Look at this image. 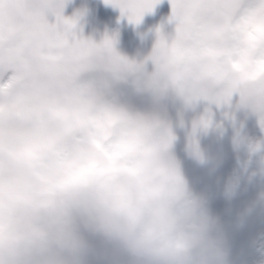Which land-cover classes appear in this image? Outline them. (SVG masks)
Segmentation results:
<instances>
[{"label":"snow or ice","instance_id":"snow-or-ice-1","mask_svg":"<svg viewBox=\"0 0 264 264\" xmlns=\"http://www.w3.org/2000/svg\"><path fill=\"white\" fill-rule=\"evenodd\" d=\"M159 2L106 0L137 24ZM170 5L175 31L170 39L158 35L148 72L111 39L97 44L78 36L76 18L63 15L65 0H0V264L21 213L41 209L34 227L70 185L91 180L133 213V192L147 198L179 182L173 165L161 163L174 140L171 128L107 100L111 82L138 74L137 91L157 100L169 92L188 103L238 98L264 127V0ZM89 72L95 77L82 81Z\"/></svg>","mask_w":264,"mask_h":264},{"label":"rangeland","instance_id":"rangeland-1","mask_svg":"<svg viewBox=\"0 0 264 264\" xmlns=\"http://www.w3.org/2000/svg\"><path fill=\"white\" fill-rule=\"evenodd\" d=\"M163 2L165 4V0ZM159 3L152 11L145 12L138 24L130 22L119 7L106 3V0H65L63 15L66 18H76V32L81 30V33L77 32L78 36L93 41L94 35L100 36L104 31L106 35L113 28H123L125 29L123 36L127 44L129 41L136 42V39L148 35L156 27ZM49 21L55 22L54 15H49ZM83 28H86V32L82 35ZM174 31L175 25L171 22L167 30L160 35L170 39ZM157 40L158 35L155 34L150 42L143 44L139 42L141 48L136 50V55L132 54L136 52L132 49L134 44L127 45L123 49L124 43L120 41V44H114V48L129 61L145 62V69L151 72L154 66L147 58L152 54ZM124 51H129L131 55ZM94 77L95 73L89 72L83 74L81 80L87 82ZM141 78L138 74L132 75L123 80L125 83L115 84L106 99L114 101L117 105H126L133 112L158 117L171 128L174 140L167 155L171 151L176 152L175 147H178L179 156L185 159L182 168L187 171V177L193 179V184L188 182L184 184L185 195L180 206L191 201H199L197 217L200 218L207 217L214 203L222 202L227 217L222 219L224 224L218 225L220 233L227 225L228 237L238 236L239 240H243V242L239 240L233 242L231 250L233 260L229 258L228 263L249 264V259L257 258L259 249L263 247H257L256 253L254 241L259 242L264 239V127L259 123V115L250 107L241 105L238 98H235L232 112L226 122L218 129H207L201 120H208L207 125L211 124L218 115L221 104L216 105L205 100L188 103L184 98L174 94L172 107L166 109L165 105L169 101L170 93L157 100L149 91H137V81ZM172 162V158L168 156L164 158L161 154L162 164L167 165ZM252 191L259 196L260 200L257 201V210L252 216L256 224L253 226L251 222L250 227L254 236L246 240L248 235L232 223H235L238 209L242 207L240 198L243 196L247 198ZM241 192L248 194L240 197L238 195ZM229 196L233 197L228 198ZM26 212L25 209L15 222L19 230L14 239L25 233L22 226L27 228L23 220ZM251 240L252 243L249 246ZM220 242L219 232L210 229L206 241L192 252L187 264H208L210 249L218 248L217 245ZM239 244L242 245L240 249H238ZM220 247L223 250L222 243ZM113 250L115 251L113 254L111 252V264H137L136 258L117 242ZM224 255L226 258L227 255ZM262 258L264 259V256ZM219 260L221 264H225L222 259L219 258ZM32 264H39V257H33Z\"/></svg>","mask_w":264,"mask_h":264},{"label":"clouds","instance_id":"clouds-1","mask_svg":"<svg viewBox=\"0 0 264 264\" xmlns=\"http://www.w3.org/2000/svg\"><path fill=\"white\" fill-rule=\"evenodd\" d=\"M126 78L122 76L121 80ZM101 95L103 89L97 90L92 100ZM153 119L154 123L161 122L158 117ZM184 195L182 178L147 198L133 192L131 202L136 210L130 213L94 187L91 180L70 185L45 206L50 210L39 224L33 227L32 222L40 208H30L25 213L28 232L4 249L5 264H32L37 254L39 264H60L58 252L52 249L59 246L71 251L79 245L71 230L75 216L82 217L91 231L117 242L136 258L137 264H187L192 252L206 241L213 221L197 217L199 201L180 206Z\"/></svg>","mask_w":264,"mask_h":264},{"label":"flooded vegetation","instance_id":"flooded-vegetation-1","mask_svg":"<svg viewBox=\"0 0 264 264\" xmlns=\"http://www.w3.org/2000/svg\"><path fill=\"white\" fill-rule=\"evenodd\" d=\"M159 4L160 5L158 6V9H157L158 10L157 11L158 18H157V22H156V27L154 29H152V31H150V33L148 35L136 39V42L129 41L126 44V39L123 36L125 29H123V28H117V29L113 28V30L110 31V33H106V35H105V31L100 36L95 37V35H94V38H92L93 41L95 43L99 44L105 38H110L113 41V45H114L116 42V38H114L113 32H118L119 40L123 41V43H124L122 45V47H124L123 49H125V47L127 45L134 44V46H132V49L134 51L139 50L141 48L139 42L141 44L146 43V42H150L152 37L155 34L160 35L164 31H166L169 24L171 23L169 21V17L171 15V13L169 12V7L171 6L170 0H165L166 5L164 4L163 0H161V2ZM133 27H135V26H133ZM158 29H159V34L157 32ZM79 31L81 33V30H78L77 32L79 33ZM85 32H86V28H83L82 35ZM92 32H93V30H92ZM126 33L128 34L129 32L126 31ZM124 52L131 55V53L129 51H124ZM132 54L136 55L137 51L132 53ZM118 83L123 84L125 82L124 81L116 82V84H118ZM114 85L115 84H113L112 86H114ZM171 107H172V105H171ZM224 123H222V125ZM204 127L207 129H214L213 125H210V124H208L207 126L204 125ZM216 129H218V128H216ZM175 149H176V152L171 151L168 153V155H167V153H162L163 157L167 158V156H168V157L172 158V160H173L172 165L176 169V171L178 172V175L186 177L184 184L186 182H188L189 184H193V179L188 178L187 177V171L184 168H182V165H184L185 159L183 157L179 156L180 153L178 152L179 151L178 147H175ZM168 150L169 149H167V152H168ZM243 183L245 184V182H243ZM251 188H252V186H251ZM251 188H249V189H251ZM256 189H258V188H256ZM245 194H248V193L241 192L238 196L241 197ZM249 194H250V196H248L247 198H245L244 196L240 198V200H241L240 204L242 207L238 209L239 213H238L237 217L235 218L236 219L235 223H232L234 226H237L236 228H240L242 230V232H244L248 235L246 240L249 239L250 237L254 236V234H252V229L250 230V227L252 225L251 222L253 223V226L256 224V221H255V219H253L252 216L256 213L257 201L260 200L259 196L256 195V193L254 191H252V193H249ZM232 197L233 196H229L228 198H232ZM29 209H26V210L28 211ZM226 217H227V213H225V206L220 201L217 203H214L212 209L209 210V212L207 214V218H210L213 221V224H212L210 229L213 231L217 230V232H219V238H221V242L217 245L218 248H215V250L210 249L211 253L208 254V256H209L208 264H221L219 258L222 259L225 264H230V263H228L229 258L233 260V257L231 256L232 244H233V242L239 240L238 239L239 237L238 236L228 237V233H227V229H226L227 225L223 229L222 233H220V230L218 228L221 224H224V223H222V219H225ZM20 219L22 220V217H20ZM16 221H18V219ZM22 228H23V231L25 232L24 234H26L28 232V226L26 229L23 226H22ZM71 230H72V234L79 240V245L71 251L68 248L61 249V248H59V246H55L52 249V252H58L57 259L59 260L60 264H90V263L91 264H111V252L113 254V252L115 251V250H113L115 247L114 241H109L108 239L103 237L101 234L91 231L88 227H86L85 220L80 216H75L73 218L72 224H71ZM21 235H23V234H21ZM241 238H242V236H241ZM262 240H259V242L254 241V247L256 248V250H255L256 253L258 251L257 247L260 248L261 246H263L262 248H264V242ZM239 242H243V240L240 239ZM221 243L223 244V250H221V247H220ZM251 243H252V240L249 242V246L251 245ZM241 246L242 245L239 244L238 249H240ZM236 251H237V247L235 249V252ZM261 253H264V251L259 249V254H257V258L249 259V261H248V262H250L249 264H254V263L258 264V262H259L258 256L260 257ZM224 254L227 255L226 258L224 257L225 256ZM33 257H39V254L34 255Z\"/></svg>","mask_w":264,"mask_h":264},{"label":"water","instance_id":"water-1","mask_svg":"<svg viewBox=\"0 0 264 264\" xmlns=\"http://www.w3.org/2000/svg\"><path fill=\"white\" fill-rule=\"evenodd\" d=\"M171 11V7L169 8ZM116 38L119 40V36H116ZM182 178V180H185L184 177H180V179Z\"/></svg>","mask_w":264,"mask_h":264},{"label":"bare ground","instance_id":"bare-ground-1","mask_svg":"<svg viewBox=\"0 0 264 264\" xmlns=\"http://www.w3.org/2000/svg\"><path fill=\"white\" fill-rule=\"evenodd\" d=\"M226 118H228V117H226ZM226 118L224 119V121H226V120H227ZM224 121H223V122H224Z\"/></svg>","mask_w":264,"mask_h":264}]
</instances>
